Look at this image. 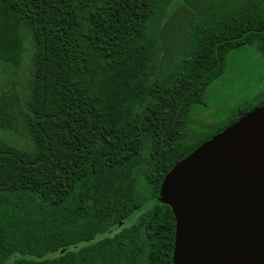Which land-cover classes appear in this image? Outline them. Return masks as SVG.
<instances>
[{
  "label": "trees",
  "instance_id": "obj_1",
  "mask_svg": "<svg viewBox=\"0 0 264 264\" xmlns=\"http://www.w3.org/2000/svg\"><path fill=\"white\" fill-rule=\"evenodd\" d=\"M176 2L0 0V65L26 70L0 94V264H174L160 188L209 140L186 125L232 52L264 58V0Z\"/></svg>",
  "mask_w": 264,
  "mask_h": 264
},
{
  "label": "water",
  "instance_id": "obj_2",
  "mask_svg": "<svg viewBox=\"0 0 264 264\" xmlns=\"http://www.w3.org/2000/svg\"><path fill=\"white\" fill-rule=\"evenodd\" d=\"M174 264H264V105L203 143L164 178Z\"/></svg>",
  "mask_w": 264,
  "mask_h": 264
},
{
  "label": "rangeland",
  "instance_id": "obj_3",
  "mask_svg": "<svg viewBox=\"0 0 264 264\" xmlns=\"http://www.w3.org/2000/svg\"><path fill=\"white\" fill-rule=\"evenodd\" d=\"M176 1L173 0L174 5ZM25 72V69L11 70L0 65V94L8 91L11 86L19 89L25 84ZM259 101H264V58L255 46H246L227 57L224 74L207 88L201 103L195 105L191 120L185 128L190 142L196 144L210 140L220 130L230 126L239 109L250 110ZM14 137L11 135L5 139L11 140ZM139 214L140 211L134 213L125 226H130ZM119 230V226L112 227L79 247L113 237Z\"/></svg>",
  "mask_w": 264,
  "mask_h": 264
}]
</instances>
